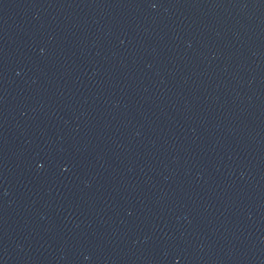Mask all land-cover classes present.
I'll use <instances>...</instances> for the list:
<instances>
[{"label":"water","instance_id":"obj_1","mask_svg":"<svg viewBox=\"0 0 264 264\" xmlns=\"http://www.w3.org/2000/svg\"><path fill=\"white\" fill-rule=\"evenodd\" d=\"M0 264H264V0H0Z\"/></svg>","mask_w":264,"mask_h":264}]
</instances>
